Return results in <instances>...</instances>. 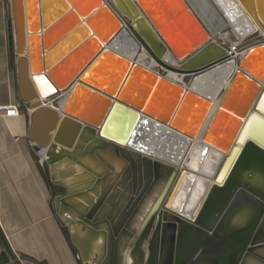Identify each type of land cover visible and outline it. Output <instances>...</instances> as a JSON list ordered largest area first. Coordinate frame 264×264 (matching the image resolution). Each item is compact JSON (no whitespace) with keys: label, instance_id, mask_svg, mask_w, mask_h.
<instances>
[{"label":"water","instance_id":"95a60500","mask_svg":"<svg viewBox=\"0 0 264 264\" xmlns=\"http://www.w3.org/2000/svg\"><path fill=\"white\" fill-rule=\"evenodd\" d=\"M72 1L76 7L81 2ZM84 1L80 12L82 15L88 12L87 16H80L66 3L69 9L47 26L43 16L40 22H32L27 0H9L17 96L28 109L27 139L32 151L46 165L49 182L62 189L53 196V209L66 228L78 259L83 264H127L128 261L135 264L132 254L145 242L146 251H140L138 264H196L197 259L206 256L216 264H226V256L232 258L230 264H243L249 257L264 262V196L236 180L243 172L250 174L254 165L264 171V133L258 135L251 129L253 121L264 128V112L261 111L264 78L260 80L247 70L250 59L264 57V0H236L256 30L241 47L244 53L237 59L238 68L215 106L209 97L195 89L115 52L109 46L115 30L113 23L103 32L101 27L94 32L87 25L93 18L99 22L104 7L101 0ZM106 1L121 20L126 21L155 66L182 77L190 76L189 84L197 74L231 56L228 46L215 38H206L199 28L194 34L188 33L191 37L185 49L173 54L160 26L140 0ZM38 3L42 15L45 0ZM71 24H75L73 28L49 44L54 28L60 27L61 33ZM191 25L194 26L193 21ZM80 28H86L88 36L76 48L89 44V40L93 42L85 46L65 73H61L57 71L58 66L71 52L56 63L51 53L67 39L75 43L74 32ZM34 36H39L38 46H35ZM103 55L121 69L115 94L96 90L84 81L87 72ZM169 57L178 60L177 66L166 62ZM132 76L142 77L147 86L152 87L154 100L160 101L159 106H165L166 113L155 116L154 107L141 108V103L119 96ZM37 79L44 80L42 88ZM244 83L247 88L241 91ZM77 88L86 90L93 99L90 108L84 107L75 113V106L70 102ZM67 90H70L68 108L49 102ZM194 103H198V108L193 120L188 130H181L176 114L181 112L180 108ZM229 117L227 126L223 127ZM148 119L179 132L188 142L199 135L201 141L195 148L201 155L200 164L211 150L218 151L214 170L203 177V193L192 210H171L169 204L178 190L188 194L193 182L201 177L200 172H193L196 176L188 174L178 163L151 156L132 146L134 140L142 136ZM219 131H224L225 136L219 138ZM109 152L124 164L122 169L112 168L107 159ZM85 160L91 162L94 169ZM79 175L87 176L91 184L73 189ZM156 187L161 188L157 193ZM145 200H151L154 207L144 214ZM240 200L251 204L260 218L251 227L226 234L225 221ZM101 237L102 253L93 248ZM19 260L39 264L24 255L14 258L7 247L2 246L0 264H17Z\"/></svg>","mask_w":264,"mask_h":264},{"label":"bare ground","instance_id":"6f19581e","mask_svg":"<svg viewBox=\"0 0 264 264\" xmlns=\"http://www.w3.org/2000/svg\"><path fill=\"white\" fill-rule=\"evenodd\" d=\"M54 1L55 0H45V4L47 2L49 6V4ZM30 2L32 3L30 4L32 22H40L42 16L46 19L47 7L43 8V14L41 15L39 14L38 0H30ZM59 3L60 5H64V8L66 7V3L69 4V6H72L68 0H59ZM140 3L160 26L161 31L164 33L165 38L172 48L170 51L173 54H180L183 49H185V44L186 42H190L189 37H191L188 33L191 31L192 34H194L193 32L196 31V28H199L200 31L206 35V38H215L219 41L230 43L231 47H228L231 56L228 59L216 64L210 69L200 72L191 80L190 84L181 83L189 88L195 89L201 95L209 97L215 106L218 103L217 94L219 90L229 85V78L231 74L238 68L237 59L244 53V50L243 48L241 49V47L245 43V38L255 32V24L251 21L236 0H140ZM101 4L104 6L101 10L98 22L102 28L101 31H105L107 26L111 23L115 25V30L113 37L109 42V46L112 48L117 40L125 42L124 49L115 52L122 54L124 57L143 66L155 67L156 63L149 57L148 54H146L145 49L134 37L125 22L121 20L117 13L112 9L109 3L106 0H101ZM66 9L68 10L69 8ZM110 15H112L114 19H111L112 16ZM60 17H57L56 20ZM192 21L194 22V26L191 25ZM175 23L177 24L175 25ZM226 28H230V31H225ZM39 40V36L33 37L35 46H38L40 42ZM166 62L172 66H177L178 64V60L175 57H169ZM166 73L167 77L172 81L175 80L176 82L181 81L182 79V75L174 71L166 70ZM37 82L41 88L45 84L44 80L42 81L37 79ZM41 83H44L43 86H41ZM63 93L64 96L58 101V103L60 106H66L68 108V95L70 94V90ZM261 107V111L264 112V98L261 102ZM146 123L149 126L146 127V129L152 128L153 134L155 133L156 135L158 134L162 137L163 135H170L178 140V142L174 145V152L170 155V157H168V160L165 161L174 162L175 164L178 163L182 166V168L187 169L186 172L188 174H194L196 176L197 174L193 172H200L201 177L199 176V178L193 182V186L188 194L185 190H178L169 204L171 210H192L198 203L203 193V177L210 175L214 170V166L218 158V151L211 150L204 157L202 164H200L201 155L195 148V144H198L201 141L199 135H196L194 139L188 142V140H186L179 133L168 129L165 126L159 125L152 120L148 119ZM251 129L253 133L258 135H262L264 133V128L258 121L252 122ZM132 146L142 151L144 149L141 143L133 142ZM107 159L112 164V168L114 170L118 171L124 166V164L120 160H117L110 152L107 153ZM85 162L94 169L91 162L87 160H85ZM57 176H60L58 171ZM76 178L77 183L73 189L84 188L86 185L91 184L92 181H88L87 176L82 175L76 176ZM236 180L246 184L251 190L259 195L264 196V171L260 170L255 165L251 167L250 174L248 173L247 175L243 172L237 176ZM68 187L70 188L71 186ZM160 189V187H156L155 193L159 192ZM153 207L154 204L151 205V200H145L142 207V213H147ZM259 218V213L251 204H246L240 200L238 206L232 211L225 221V233L230 234L251 227L258 222ZM140 221L141 218H139L138 222ZM147 234L145 235L147 236ZM93 248L94 250H97V252L102 253V237L94 242ZM141 250L146 251L145 242H143L142 245L139 244L132 254L135 264H138V258ZM231 261V257H225L226 264H230ZM128 263L129 261L127 264ZM196 264H216V262L206 256L205 258L197 259ZM243 264H264V262L249 257L243 261Z\"/></svg>","mask_w":264,"mask_h":264},{"label":"crops","instance_id":"0c3cea01","mask_svg":"<svg viewBox=\"0 0 264 264\" xmlns=\"http://www.w3.org/2000/svg\"><path fill=\"white\" fill-rule=\"evenodd\" d=\"M15 58L8 0H0V106H20L17 116L0 118V249L5 245L14 258L39 264H83L54 212L57 186L27 139L28 109L18 100Z\"/></svg>","mask_w":264,"mask_h":264},{"label":"rangeland","instance_id":"374dc122","mask_svg":"<svg viewBox=\"0 0 264 264\" xmlns=\"http://www.w3.org/2000/svg\"><path fill=\"white\" fill-rule=\"evenodd\" d=\"M71 4L72 7L76 12L79 13L80 16H87L88 12L85 13L84 15L81 14L80 8L83 9L85 5L84 0H80V4L78 7H76L73 3L72 0H68ZM76 1V0H75ZM78 1V0H77ZM50 2V1H49ZM30 0H27V5H28V12L31 15V10H30ZM8 5H9V0H8ZM47 16H46V23L47 26L51 25L57 17L62 16L66 11V7L64 8V5H60L59 0H55L54 2H51V4H47ZM123 21L126 24V21L123 19ZM69 23V22H68ZM177 23H175L176 25ZM75 24H71L68 27L64 29L60 33L59 28H54L49 35V40H50V45H52L56 40L61 38L63 35L66 34L68 30L74 27ZM88 27L91 28L94 32L95 29L99 28L100 30V25L98 24V21L96 18H93L90 23H87ZM225 31H230V28H226ZM224 31V32H225ZM231 33V32H230ZM255 35V32L250 34L248 37L245 38L244 41L247 39H250L252 36ZM87 30L86 28H80L76 32H74V40L75 43L73 42V39H67L64 41L60 46L56 47L53 52L51 53L53 63L59 62L67 53H70L69 58L63 60L59 66L57 71H61V73H65L66 70L68 69L69 66L72 65L77 59L80 57V54L83 52L85 46L89 45L90 43L93 42V40H89V44H83V46L78 47L81 45L85 39L87 38ZM218 40V39H217ZM226 46H230V43L222 41ZM72 43V44H71ZM125 42H121L120 40H117L112 47L113 50L118 51L121 49H124ZM83 47V48H82ZM76 48L75 51H73ZM73 51V52H72ZM259 52H256L258 55ZM147 54V52H146ZM255 54V55H256ZM251 63L250 66L248 67V72L253 74L254 76H258V78L261 80L264 78V57H260L258 59H250ZM155 70H158V72L162 75L167 74L166 70L159 69L156 66L152 67ZM233 73L230 76V80L232 78ZM121 69L119 68V65L111 60L108 56L103 55L99 60H97L94 64V66L87 72L86 77L84 78V81H86L88 84L92 86V88L96 90H103L112 94H115L116 91L119 88L120 84V77H121ZM190 76H184L182 77L181 81H176L184 84H188ZM175 81V80H174ZM209 85V84H208ZM152 87H148L147 84L143 81V78L137 79L134 78L133 76L128 79L126 84L124 85L123 89L121 90L119 96L121 98H128L129 101L132 102H138L139 104L141 103V108L143 107H148L152 106L154 107L157 112H155V116H158L159 113H166L164 110L165 106H159L160 101H155L153 97V89ZM246 84L241 88V91H244L246 89ZM226 87L222 88L219 90L217 94V100L219 101L221 97L223 96V93L225 91ZM64 96V93L61 92L57 96H54L49 100V102L57 106L58 101ZM92 99L93 97L91 94H89L86 90L82 88H77L74 97L72 98L70 105L74 104L75 106V113L81 111L84 107L90 108L92 105ZM137 100V101H135ZM198 108V103H194L191 106H185L184 108H180L181 112H178L176 114V117H179V121L181 122V130H188V127L190 126L192 120H193V115L196 113V110ZM231 113H235L233 109H228ZM169 118L170 115H167ZM230 120V117L228 118L227 121L224 122L223 127L227 126L228 121ZM149 127L147 123H145L143 127V132L142 136L138 138L137 140H134L135 143H141L143 146V151L146 153H149L151 156H155L158 158H161L163 160H168V157L174 152V145L178 142L176 138L170 135H156L155 133L153 134L152 128H147ZM166 127V126H165ZM175 132V131H174ZM179 133V132H176ZM219 138H222L225 136L224 131H219L218 135ZM209 137H212L211 135ZM211 139V138H210ZM219 148V147H218ZM167 158V159H166ZM45 167V172L47 173L46 165L44 164ZM61 189L58 187L53 188V194H56L60 192ZM156 225V220L154 222V225L151 230V234L154 232V228ZM1 250V249H0Z\"/></svg>","mask_w":264,"mask_h":264},{"label":"built area","instance_id":"2783aa9c","mask_svg":"<svg viewBox=\"0 0 264 264\" xmlns=\"http://www.w3.org/2000/svg\"><path fill=\"white\" fill-rule=\"evenodd\" d=\"M220 42H222V41H220ZM19 112H20L19 104L0 106V118L17 116L19 114ZM39 162L41 165H43L41 160H39Z\"/></svg>","mask_w":264,"mask_h":264}]
</instances>
